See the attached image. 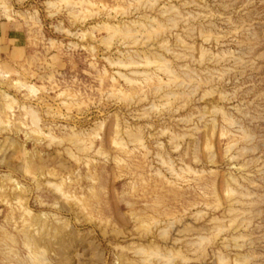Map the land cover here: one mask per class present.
Segmentation results:
<instances>
[{
  "label": "rangeland",
  "instance_id": "1",
  "mask_svg": "<svg viewBox=\"0 0 264 264\" xmlns=\"http://www.w3.org/2000/svg\"><path fill=\"white\" fill-rule=\"evenodd\" d=\"M100 2L108 5L111 16L93 17L70 26L67 14L49 19L41 8L42 27L37 28L30 19L38 7L37 0H0V47L14 52L17 63L25 59L30 63L47 61L58 73L55 77L58 90L47 92L41 105L25 100L29 81L37 88H49L48 77L52 76L53 69L36 73L43 80L9 76L12 86L0 87V208L7 213L9 203H14L31 225L26 231L34 248L33 259L28 264H113V257L117 255L113 244L132 240L135 243L150 236L152 231L165 239L173 225H176L173 235L180 231L184 235L182 239L187 241H193L198 234L227 228L194 264H264V0H188L190 6L183 9L182 15L204 12L211 16L187 23L168 11L173 6L180 8L184 0H155L154 7L141 6L153 0ZM57 21H62V27L72 32H91L92 35L78 41L53 28ZM109 42L111 48L106 51ZM69 43L81 45L72 56L75 73L69 58L59 55L57 50L58 45ZM84 48L96 49V52L84 51ZM121 53L126 55L121 56ZM93 55L96 69L90 67ZM109 59L125 63L142 60L152 67L118 68L109 63ZM194 60L203 62L193 65ZM5 67L8 65H0V71ZM86 71L90 74L85 75ZM135 72L156 73L165 82L169 79L177 83L186 81L192 73L202 80L212 81L228 97L224 109L226 116L235 121L236 127L230 129L235 135L223 142L221 133H217L211 143L204 136L188 142L184 149L187 158L183 172L169 173L163 186L151 185L149 191L153 195L143 198L148 203L156 196L168 200L185 213L183 224L178 225L177 218L170 212L172 219L167 223L145 224L143 237L126 234V238L120 240L111 236L105 240L93 223H99L103 207L98 205L94 212H89L76 202L74 194H65L63 201L57 195L63 179H72L74 172L81 176L80 186L85 187L89 183L87 173L93 165L87 160H78L68 150V144L52 149L37 146L32 151L33 145L29 142L26 154L24 136L16 130L21 125L11 127V124L13 120H23L25 115L29 116V123H53V118L47 115L49 109L56 107L53 101L62 100V93H71L73 89L82 92L83 85L87 84L133 97L130 106L115 104L108 108L111 115L109 146L118 126L127 128L132 136L138 132L149 137L155 132L163 133L175 121L162 105L182 90L176 83L161 88L156 78L143 87L130 86L121 79L124 76L143 82L144 77H133ZM74 75L80 87L71 83ZM150 106L161 108L160 115L152 119L135 118ZM196 110L197 106H193L181 115H194ZM60 111L66 109L61 105ZM90 115L91 119L82 117L76 122L81 129L94 127L98 114L93 111ZM55 123L72 126L58 118ZM149 124L152 127L145 132ZM5 127L10 130L5 131ZM158 139L167 142L164 136ZM155 142L157 140L153 141V147ZM148 143L145 140L146 146ZM232 143L235 147L229 149ZM225 153L235 160L221 167ZM213 172L217 174L218 194L222 199L212 202H219L220 211L201 220L197 209L202 206V198L196 191V182L202 174ZM229 191L232 196L228 195ZM143 206L142 202L140 207ZM194 215L197 224L190 219ZM4 218V214H0V224ZM117 224L123 226L119 218ZM4 242L6 237L0 233V247ZM167 246L169 248L160 250L161 257L172 250L171 244ZM146 247L159 248L154 244ZM124 264L143 262L130 256L125 258ZM156 264H163V259Z\"/></svg>",
  "mask_w": 264,
  "mask_h": 264
},
{
  "label": "clouds",
  "instance_id": "2",
  "mask_svg": "<svg viewBox=\"0 0 264 264\" xmlns=\"http://www.w3.org/2000/svg\"><path fill=\"white\" fill-rule=\"evenodd\" d=\"M37 3L38 7L33 10L30 16L37 28L42 27L41 8L47 12L49 19L67 14L70 18V26L76 23L82 24L93 17L111 16L108 5L100 2V0H95V2L94 0H37ZM141 6L154 7L155 0ZM189 6L188 0H184L180 8L173 6L168 11L174 13L185 23L200 18L208 19L211 16V13L205 15L204 12L182 15L183 9ZM196 7H200V5H196ZM62 23V21H57L52 27L69 37H75L78 41L92 35L91 32H72L68 28H63ZM80 47L81 45L78 43H69L58 45L57 50L59 55L67 56L69 64H72V56ZM110 48L111 42L108 43L106 51ZM84 51L95 53L96 49L84 48ZM0 52L3 53V56L0 57V65H8L3 71H0V87L12 86V80L9 79V76L12 79L20 80H29V78L43 80L42 77H37L36 73L53 69V66L47 61L30 63L28 59H25L17 63L14 58L15 53H10L7 47H0ZM125 55V53H121V56ZM202 62V60H194L192 63L195 65ZM109 63L118 68L152 67L150 63L142 60L125 63L122 60L113 61L109 59ZM57 67H62V65H57ZM90 67L96 69L95 55L92 56ZM72 71L76 72L74 64H72ZM5 72L8 74L5 75ZM89 74V72H85V75ZM56 75L58 73L53 69L52 76L48 77L49 88H37L29 81L25 100L32 102L33 105H41L43 103L42 97L46 96L47 92L58 90ZM76 75L73 76L71 83L80 87ZM132 75L133 77H144L143 82L124 76H121V79H125V82L130 86L139 85L143 87L151 82L152 78H156L159 80L161 88H167L176 83V86L182 90L170 96L168 102L162 105V109L172 114L175 121L174 125L167 128L163 133L155 132L152 137H149L138 132L137 135L132 136L127 128L118 126L112 139V146H109L111 115L108 113V108L115 104L130 106L133 97L104 88H93L87 84L83 85L84 90L82 92L73 89L71 93H62V100L53 101L56 107L49 109L47 113L53 118V123L49 124L47 121L29 123V116L25 115L23 120H13L11 124V127H15L17 124L21 125L16 130L24 136L26 154L28 153L26 146L29 142L33 145L32 151H35L37 146L52 149L54 146L68 144L70 145L68 150L72 151L78 160H87L93 165L87 173L89 183L85 187L80 186L81 176L74 172L72 179L67 177L63 179L57 195L63 201L65 194H74L76 202L81 207L88 208L89 212H94L98 205L103 207L104 214L99 218V223L95 221L93 223L97 225L101 237L105 240L109 236L120 240L126 238V234L133 236V238L143 237L145 236L143 228L145 224L167 223L169 219H172L169 216L170 212L177 218L178 225L183 224L185 213L180 212L168 200L156 196L155 200L148 203L143 198L153 195L149 191L151 185L163 186L165 177L169 173L183 172L184 162L187 158L184 149L188 142L204 136L211 143L217 133H221L223 142L235 135L230 130L236 127L235 121L226 116L224 109L228 97L212 81L202 80L196 73H192L186 81H179L178 83L172 79L167 82L160 80L156 73L149 75L143 72H135ZM47 99L52 98L47 97ZM61 105L66 111H60ZM193 106H197L194 115H181L182 112ZM93 111L98 114L94 127L81 129L76 122L82 117L91 119L90 113ZM160 113L161 108L150 106L144 109L142 114H137L135 118L152 119L159 116ZM57 118L70 122L72 126L56 124ZM151 127V124L147 125L144 131L147 132L148 128ZM221 129H223L222 132ZM4 130L10 129L5 127ZM161 136L167 138L166 143L164 140L158 139ZM145 140L149 141L147 146ZM154 140L157 142L153 147ZM234 147V143L229 144V149ZM233 160H235L234 156L225 153L220 166L229 164ZM216 180L217 174L213 172L202 174L196 182V191L202 198V206L197 209L201 220L209 214L220 211L219 202H212L222 199L218 194ZM37 190L39 191V188ZM23 191L27 192L26 189ZM228 195L232 196L233 193L229 191ZM142 202L144 203L143 208L140 207ZM29 210L31 211V209ZM0 214L5 216L3 223L0 224V233L6 237V242L0 247V264H28L33 259L34 248V242L26 231L31 225L12 202L9 203L7 213H5L4 208H0ZM117 218L123 222V226H118ZM190 219L193 224H197L195 215ZM175 228L176 225H173L165 239H160L157 232L152 231L150 236L137 240L135 243L132 240L126 244H113L117 253L113 257V264H124L125 258L130 256H135L143 264H156L161 259H163V264H194V260L203 257L205 252L212 248L219 236L227 231V228H220L211 234H198L193 241H187L182 239L184 235L180 231L173 235ZM149 244L158 245L159 248L149 249L146 247ZM169 244L172 245V250L161 257L160 250L169 248L167 246Z\"/></svg>",
  "mask_w": 264,
  "mask_h": 264
}]
</instances>
